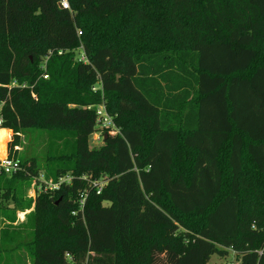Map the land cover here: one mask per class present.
I'll use <instances>...</instances> for the list:
<instances>
[{
  "label": "trees",
  "instance_id": "16d2710c",
  "mask_svg": "<svg viewBox=\"0 0 264 264\" xmlns=\"http://www.w3.org/2000/svg\"><path fill=\"white\" fill-rule=\"evenodd\" d=\"M62 1L0 0V130L24 169L0 178V264H264V0ZM99 105L119 133L93 149ZM27 130L43 165L14 152ZM41 170L71 180L26 202Z\"/></svg>",
  "mask_w": 264,
  "mask_h": 264
},
{
  "label": "rangeland",
  "instance_id": "374dc122",
  "mask_svg": "<svg viewBox=\"0 0 264 264\" xmlns=\"http://www.w3.org/2000/svg\"><path fill=\"white\" fill-rule=\"evenodd\" d=\"M98 84H96V87H94L96 90L100 89V84L99 85ZM104 109L106 110L105 106H104ZM106 112H107V110H106ZM107 114H108V112H107ZM108 116L111 118V121H112V124L109 127L110 129L108 130L107 128H101L100 127L101 129H99V131L94 133L90 138V141H89L90 148H93V149L100 148L101 146H103L106 136L113 138L114 136H116L119 133V129L116 127V125L113 121V118L109 114H108ZM105 130H108V132H106ZM41 134L39 133L38 130H27L25 133H22L21 137H20L21 143H20L19 154H22V155L26 154L28 157L36 156L40 160V163L43 165L44 164V162H43L44 156H45V153L47 151V144H46V136L43 135V133H41ZM13 138H14V136H12L11 140H13ZM2 155H4V154L0 153V156H2ZM44 180L46 181L47 184L50 182L49 180L45 179L44 172H43V170H41L39 176L35 177V181H36V183L38 181H40L42 183V182H44ZM105 180L108 182L109 179H105ZM42 186H44V185H42ZM42 186H39V187H42ZM32 187H33V182L31 183L30 187L25 190L26 193L24 195V200L26 202L30 200V199H28V198H31L30 194L33 195V192H35L33 189L34 187L33 188ZM38 192L39 191H37V194H38ZM23 194L24 193L22 192V193H19L17 196L23 197ZM26 202H25V204H26ZM105 204L107 205V203H105ZM8 208H9L8 209L9 214L11 213V215H13V212L17 209L14 201L10 200ZM33 210H34L33 205L29 210H26V211L16 210L15 215H16L17 222L19 224L25 223L26 221H25V217H23V215L28 211H29V213H31ZM19 218H20V220H19ZM6 220L1 221L2 222L1 228H3V229H5L9 225V222ZM3 221H6V222H3ZM14 225H15V223H14ZM22 226H24V228H25V225H22ZM28 233L29 232L27 229L22 230L21 234L23 235V238H24L23 240H26V241L29 240V234ZM21 250H22V248H19L16 255H20V254L25 253V252H22ZM234 262H236L235 254L232 252H229L227 257H225V258H222L219 255L212 256V258L208 264H232ZM26 263L29 264V262H27V261H26Z\"/></svg>",
  "mask_w": 264,
  "mask_h": 264
},
{
  "label": "built area",
  "instance_id": "2783aa9c",
  "mask_svg": "<svg viewBox=\"0 0 264 264\" xmlns=\"http://www.w3.org/2000/svg\"><path fill=\"white\" fill-rule=\"evenodd\" d=\"M61 8L70 9L69 4L66 0L61 2ZM79 61L87 63L88 59H87V56L85 55V53L79 54ZM13 85H15V84H13ZM93 90L96 91L95 88H93ZM96 114H97V122H98L99 127L109 128L111 126L112 121H111V118L108 116L106 110L104 109V105H99L96 107ZM2 123H3V121L0 118V127L2 126ZM18 135L21 137L20 134H18ZM12 136H14V134L10 133L9 140H8L6 148H5V154H4V156H0V178H1V176H12V175H15V174L24 170L20 164V161L17 160L15 157L10 156L9 146L13 141V140H11ZM19 151H20V146H15L14 152H19ZM70 180H71L70 178H65V179H61L60 183H52V181H50L47 184L45 180L42 183L40 181H38L36 183L35 178H34V180H33V187L34 188L33 187L32 188L34 189L35 192H33V195L30 194V197L34 201L36 199V196H37V191H39L38 193H40V192L46 191V190H56L60 187L61 183L70 182ZM38 185L39 186L45 185L46 187H45V189H43V186L39 187ZM104 185H105V183L103 181H95V182L91 183V186L95 187L97 189V194H100L102 192ZM87 197H88V193L86 191L81 193L80 199H79L78 210L73 212V215L77 216L79 213L83 214V211H84V208L86 205V201H87ZM33 207H34V204H33ZM27 213L29 214V211L26 212L23 215V217H25L27 215ZM19 220H20V218H19ZM17 223H15V224H17Z\"/></svg>",
  "mask_w": 264,
  "mask_h": 264
},
{
  "label": "bare ground",
  "instance_id": "6f19581e",
  "mask_svg": "<svg viewBox=\"0 0 264 264\" xmlns=\"http://www.w3.org/2000/svg\"><path fill=\"white\" fill-rule=\"evenodd\" d=\"M10 137V132L8 133V140ZM6 138H7V131L6 130H0V153L5 154V148H6ZM7 140V142H8ZM4 156V155H2Z\"/></svg>",
  "mask_w": 264,
  "mask_h": 264
},
{
  "label": "crops",
  "instance_id": "0c3cea01",
  "mask_svg": "<svg viewBox=\"0 0 264 264\" xmlns=\"http://www.w3.org/2000/svg\"><path fill=\"white\" fill-rule=\"evenodd\" d=\"M1 130H6L7 131V138H6V143H7V140H8V133H13L12 130H9V129H1Z\"/></svg>",
  "mask_w": 264,
  "mask_h": 264
},
{
  "label": "water",
  "instance_id": "95a60500",
  "mask_svg": "<svg viewBox=\"0 0 264 264\" xmlns=\"http://www.w3.org/2000/svg\"><path fill=\"white\" fill-rule=\"evenodd\" d=\"M107 137H105V139H106Z\"/></svg>",
  "mask_w": 264,
  "mask_h": 264
}]
</instances>
